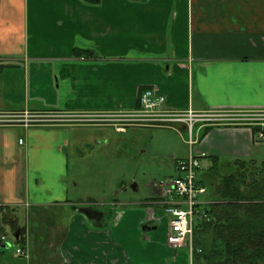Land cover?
<instances>
[{
    "label": "crops",
    "instance_id": "crops-1",
    "mask_svg": "<svg viewBox=\"0 0 264 264\" xmlns=\"http://www.w3.org/2000/svg\"><path fill=\"white\" fill-rule=\"evenodd\" d=\"M5 64L19 66L27 102L2 119L61 118L0 122V206L13 210L23 264H191L186 246L167 244L160 181L142 192L134 176L116 188L88 173L110 140L127 152L119 137L145 128L109 117L137 109L143 89L174 111L264 109V0H0ZM253 127L195 124L197 179L208 158L261 162Z\"/></svg>",
    "mask_w": 264,
    "mask_h": 264
},
{
    "label": "trees",
    "instance_id": "trees-1",
    "mask_svg": "<svg viewBox=\"0 0 264 264\" xmlns=\"http://www.w3.org/2000/svg\"><path fill=\"white\" fill-rule=\"evenodd\" d=\"M252 130L264 137V127ZM208 159L212 169L198 179L208 203L200 206L204 216L194 224L191 264H264V159L219 165L214 164L219 159ZM12 211L0 206V231L16 224Z\"/></svg>",
    "mask_w": 264,
    "mask_h": 264
},
{
    "label": "built area",
    "instance_id": "built-area-1",
    "mask_svg": "<svg viewBox=\"0 0 264 264\" xmlns=\"http://www.w3.org/2000/svg\"><path fill=\"white\" fill-rule=\"evenodd\" d=\"M14 117L20 118L19 116H11L10 118ZM37 117L39 119L45 116L26 114L20 121L30 123L33 121V118ZM90 117L101 119V117L105 116L94 115ZM109 117H116L123 123H128V125L131 124L142 127L169 128L180 131L177 125L183 124L186 126L185 132L187 134L185 136V143L189 147L188 155L174 160L175 177L160 181L159 187L161 190V197L158 205L161 207L168 221L167 244L177 249L186 246L191 260L194 224L197 219L204 216L200 211V206L208 203V201L204 199L206 193L205 187L198 185L197 171L200 163L198 157L193 153V146L197 141L192 134V129L194 125L199 122L243 123L263 128L264 109L211 110L202 112L192 110H168L165 108L164 96L157 94L152 88H146L139 94L137 109L121 112ZM2 118L4 117H0V122H6L5 119ZM35 121L41 122L46 120ZM116 127L118 131H121L123 128L121 126ZM257 139H263V134L261 132L258 133ZM21 143L22 141L19 140V144ZM1 240L5 241V238L2 237ZM15 255L17 257H27V254L22 249H16Z\"/></svg>",
    "mask_w": 264,
    "mask_h": 264
},
{
    "label": "rangeland",
    "instance_id": "rangeland-1",
    "mask_svg": "<svg viewBox=\"0 0 264 264\" xmlns=\"http://www.w3.org/2000/svg\"><path fill=\"white\" fill-rule=\"evenodd\" d=\"M18 68L19 66L12 67V64H5L0 67V111L2 112H13L26 106L27 97L25 95V86H23ZM44 116L45 117L39 119L38 117L33 118L32 122H35L33 124L46 125L47 123L45 122L47 121L61 120L60 117H54L52 115ZM21 117H9L5 119V121L6 123L19 122ZM35 120L46 121L37 123ZM120 124L123 123L120 122ZM124 124H126V122H124ZM117 126L119 127L122 125ZM175 130L176 129L153 127L140 128L138 131L130 130L128 135L121 136L117 140L118 149H120V146L124 148V145H119V142L123 143V141H125L127 148L129 145L130 149L127 152L116 150V140H110L109 156H107L105 151L100 152L101 158L105 161L103 162V166H92L91 170H95L96 172L89 171L88 175L95 176L96 178H105L104 172H107L108 176L114 179L116 188L120 186L119 180L121 178L131 175L136 177V184L142 192L148 181L156 180L159 182L169 179L170 176H174V158L186 157L189 152V147L185 143V136L187 133L185 131L182 132L180 129V131ZM124 153H128L127 156L124 155ZM181 154H184V156L179 157ZM171 158L174 159L173 162ZM256 161L260 162V159L255 160V162ZM202 167H205V164H203ZM99 169L105 170L103 171V175L98 173ZM205 172L204 168H202L199 175L201 176ZM160 211L163 213L162 209ZM165 223H167V219H165ZM3 231L8 239L9 246L0 248V257H4L0 260V264H23L24 260L15 255L17 245L15 244L10 228L4 227Z\"/></svg>",
    "mask_w": 264,
    "mask_h": 264
},
{
    "label": "flooded vegetation",
    "instance_id": "flooded-vegetation-1",
    "mask_svg": "<svg viewBox=\"0 0 264 264\" xmlns=\"http://www.w3.org/2000/svg\"><path fill=\"white\" fill-rule=\"evenodd\" d=\"M5 226L8 227V228H10L14 240L17 241V240H18V237H19V229L15 226V224H13V222H11V223H9V224H7V225H2V228H4ZM2 233H3V234H2ZM15 236H17V238H15ZM2 237L5 238V241H2V240H1ZM7 243H8V241H7V239H6V236H5L4 231H3V229H2V230L0 231V248H1L2 246H4V245H8Z\"/></svg>",
    "mask_w": 264,
    "mask_h": 264
},
{
    "label": "water",
    "instance_id": "water-1",
    "mask_svg": "<svg viewBox=\"0 0 264 264\" xmlns=\"http://www.w3.org/2000/svg\"><path fill=\"white\" fill-rule=\"evenodd\" d=\"M15 238H17V236H15ZM9 245H4L3 247H8Z\"/></svg>",
    "mask_w": 264,
    "mask_h": 264
}]
</instances>
